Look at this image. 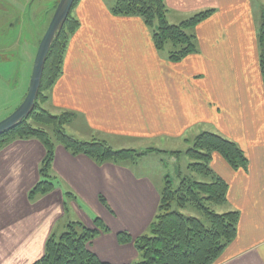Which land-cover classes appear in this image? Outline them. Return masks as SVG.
<instances>
[{
    "label": "crops",
    "instance_id": "crops-1",
    "mask_svg": "<svg viewBox=\"0 0 264 264\" xmlns=\"http://www.w3.org/2000/svg\"><path fill=\"white\" fill-rule=\"evenodd\" d=\"M165 3L168 16L216 11L197 26L207 56L197 52L173 62L165 49L155 47L154 31L143 18L117 16L115 4L105 0H80L73 9L79 27L68 42L61 74L46 102L57 115L73 114L66 130L75 138L103 140L113 148L115 142L117 149L144 150L145 142L164 137L183 142L191 126L214 125L218 134L238 144L249 161L246 169L239 170L218 154L211 162L229 185L223 209L240 214L237 238L217 264H264V90L252 88L250 81L245 86V66L240 65L242 47L253 48L249 55L254 57V79L259 77L264 87L258 29L248 32L252 13H243L251 0ZM195 55L207 64L218 57L222 78L216 90H194L199 74ZM149 155L135 162L98 165L57 145L56 189L31 198L30 191L41 180L45 149L33 138L5 145L0 149V264H32L44 255L52 235L60 236L72 222L93 229L96 218L109 232L91 241L89 250L105 264L139 261L134 243H119L118 234L127 232L134 240L147 234L157 214L166 180L142 171Z\"/></svg>",
    "mask_w": 264,
    "mask_h": 264
},
{
    "label": "trees",
    "instance_id": "trees-1",
    "mask_svg": "<svg viewBox=\"0 0 264 264\" xmlns=\"http://www.w3.org/2000/svg\"><path fill=\"white\" fill-rule=\"evenodd\" d=\"M79 1L76 0L74 8ZM72 12L48 55L34 111L17 126L0 135V149L13 141L29 138L38 140L45 149L39 170L41 180L30 191L31 198L47 195L56 189L53 162L57 145H62L74 156L85 155L98 165H119L135 162L149 154L165 153L154 148L145 151L133 148L116 150L108 142L99 139L81 141L68 134L65 128L73 114L53 115L40 106L39 102L47 99L44 93L56 84L61 74L68 42L79 27V21ZM168 12L165 0H116L113 8L117 16L143 18L153 28L157 49L164 50L169 44L180 48L170 53V60L179 62L197 52L195 37L190 36L187 29L197 27L215 11L199 12L180 24H171ZM259 44L263 47L259 65L264 76V23ZM192 142L193 147L184 152L192 160L188 169L194 175L204 176L212 182L198 181L194 175L182 177L180 173L179 187L174 188L167 179L148 233L135 240L127 232L118 234L119 243L133 242L139 253L140 260L132 264H217L226 248L237 238L239 212L220 214L210 207L224 205L229 192L228 183L214 172L211 162L214 155L218 154L232 169L239 170L248 167V158L237 143L217 133L203 132ZM172 155L176 156L177 153L173 152ZM175 204L180 209L191 208L199 212L209 226L197 217L173 211ZM93 224L94 228L91 229L81 222L70 223L60 236L52 235L47 240L44 255L32 264H105L89 250L88 244L99 235L109 232V228L100 218H96Z\"/></svg>",
    "mask_w": 264,
    "mask_h": 264
},
{
    "label": "rangeland",
    "instance_id": "rangeland-1",
    "mask_svg": "<svg viewBox=\"0 0 264 264\" xmlns=\"http://www.w3.org/2000/svg\"><path fill=\"white\" fill-rule=\"evenodd\" d=\"M59 2L60 0H0V56L2 58L0 61V122L9 117L22 104L28 93L38 48L48 30L55 13V7ZM105 3L113 6L116 0H105ZM246 10H251L252 13L251 17H248V23L245 20H239V23H253V25L248 28V32L250 30L253 32L254 28H256V30L258 29V35H260L264 23V0H251V5L243 7L244 14H247ZM72 15L75 17L77 15V10H74ZM193 16H195V14L182 17L177 14H170L168 16V21L171 24H180L183 20H188ZM150 30L153 31V28H150ZM187 31L190 36L195 37L194 43L197 48V55L207 56V48L202 45V32L199 31L197 27L189 28ZM242 49L245 55L244 63L240 65H242L241 68L245 66L242 71V73L245 72L247 76L245 77V86L250 81L252 88L264 90L263 83L259 77L254 79L255 68L252 67L254 64V57L253 55H249V52L254 54L253 48L242 47ZM176 50H180V48H175L173 45L169 44L165 48L164 54L170 56L168 53ZM262 51L263 47L259 44L260 55ZM197 55H195L194 63L195 71L198 70L199 74L195 76L194 79V90H200V88L203 90H216L217 83L220 81L219 77L222 78V72L219 70L221 62H219L218 57H211L210 63L207 64L206 60H197ZM47 92L48 91L44 93V96ZM47 99L39 102L40 106L48 110L51 114L57 115V111L54 110L50 104H47ZM214 100L215 99L211 96V101L214 102ZM186 132L183 137L184 143L178 141V139L164 137L161 139L162 141L155 140V142L151 141L142 144L141 149L144 150H137L145 151L149 148H159V150L165 152L152 154L151 157L146 158L148 165L142 167V171L146 175L157 180L165 181L166 179L167 181L168 179L172 182L174 188L179 187L180 173L182 177L194 175L188 169L192 160L184 154V152L178 150H184V148L188 146V144H186L188 139L191 144L185 151L193 147L192 141L199 134L203 132L218 134V130L212 124L201 123L191 126ZM113 145L114 148L116 147V150L123 149H117L118 146L115 142H113ZM173 152L177 153L176 156H183L181 158L172 157ZM194 176L198 181L206 183L212 182L211 179L204 176ZM210 207L220 214L227 212V209H223L222 206L210 205ZM173 211H179L187 216L197 217L201 219L206 226H209L203 215L191 208L183 210L175 204L173 206Z\"/></svg>",
    "mask_w": 264,
    "mask_h": 264
},
{
    "label": "water",
    "instance_id": "water-1",
    "mask_svg": "<svg viewBox=\"0 0 264 264\" xmlns=\"http://www.w3.org/2000/svg\"><path fill=\"white\" fill-rule=\"evenodd\" d=\"M75 2L76 0H60L55 7L51 23L36 54L28 93L22 104L9 117L0 122V135L17 126L34 111L41 90L48 55L56 38L70 17Z\"/></svg>",
    "mask_w": 264,
    "mask_h": 264
},
{
    "label": "flooded vegetation",
    "instance_id": "flooded-vegetation-1",
    "mask_svg": "<svg viewBox=\"0 0 264 264\" xmlns=\"http://www.w3.org/2000/svg\"><path fill=\"white\" fill-rule=\"evenodd\" d=\"M1 57V56H0ZM2 58H0V61H1Z\"/></svg>",
    "mask_w": 264,
    "mask_h": 264
}]
</instances>
